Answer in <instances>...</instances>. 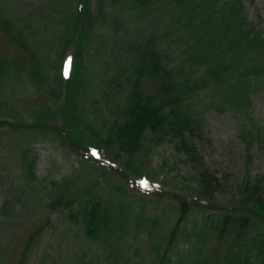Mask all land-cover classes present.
<instances>
[{"label":"rangeland","instance_id":"rangeland-1","mask_svg":"<svg viewBox=\"0 0 264 264\" xmlns=\"http://www.w3.org/2000/svg\"><path fill=\"white\" fill-rule=\"evenodd\" d=\"M243 1L249 20H260L264 29V0ZM79 4V0H0V61L6 66L0 75V121L6 120L0 122V264H17L29 234L47 220L24 264H158L179 212L177 199L168 192L197 194L198 164L189 162L171 140L159 145L148 141L137 154L120 159L104 149L92 151L107 163L99 166L49 130L52 124L67 131L66 121L70 135L79 143L77 148L86 151L88 144H96L95 137L108 132L129 90L127 82L117 88L112 80L113 74L128 65L129 59L123 57L125 42L113 43L95 21L84 33L76 66L79 81L74 83L73 78V96L64 100L74 49L69 36ZM97 4L98 0L87 2L90 23L98 15ZM251 90L249 108L227 105L209 107L203 113L202 137L194 142L203 166L221 186L205 208L191 211L179 225L173 244L167 246L166 264H194L187 250L199 242L196 233L205 226L202 216L236 202L246 172L253 177L264 175L258 144H249V137L241 133L243 124L253 123L264 131V83L259 80ZM24 149L34 158L36 180L24 175ZM108 163L119 171H112ZM127 175L147 185L143 188L148 191L146 197ZM63 182L69 183L70 197L91 189L89 199H100L106 209L122 203V216L116 213L115 217L125 223L120 230L116 228L120 243L113 255L109 256L107 245L87 238L82 226L69 220L67 213L74 209L47 207L62 192L57 184ZM154 192L159 194L156 198L151 197ZM6 199L9 205L3 211ZM148 216L157 221L146 222ZM231 242L222 239L219 248ZM215 243L213 235L198 243L196 257L211 251Z\"/></svg>","mask_w":264,"mask_h":264},{"label":"trees","instance_id":"trees-1","mask_svg":"<svg viewBox=\"0 0 264 264\" xmlns=\"http://www.w3.org/2000/svg\"><path fill=\"white\" fill-rule=\"evenodd\" d=\"M88 1L79 0L74 32L69 36L74 49L64 100L73 96L70 87L75 88L74 83L79 81L76 66L86 39L84 33L95 21L94 25L103 27L113 43L125 42L123 57L129 59L128 65L124 64L121 73L113 74L112 80L117 88H124L127 82L129 90L124 104L111 119L108 132L102 139L95 137L96 144H88L86 151L77 148L79 143L70 135L66 121L67 131L52 124L49 130L59 134L71 149L82 153L83 159L99 166L107 163L92 151L104 149L114 159H120L137 154L148 141L159 145L166 140L173 141L189 162L198 164L197 194L168 192V196L177 199L179 212L167 236L168 244L157 260L158 264H166L167 246L173 244L179 225L191 211L205 208L221 186L214 173L203 166L194 142L196 137H202L203 113L206 108L227 105L238 110L249 108L251 89L259 80L264 83L262 22L249 20L243 0H98V15L90 23ZM160 22H165L164 26ZM5 67L0 61V75ZM241 133L249 137V144L257 143L264 156L263 129L254 123L243 124ZM29 155V149L22 150L23 172L27 180H36L34 158ZM250 160L247 154V161ZM108 166L119 171L109 163ZM245 175L236 202L202 216L205 226L202 224L196 233L198 243L211 235L216 243L211 251L200 254V259L196 257L198 243H191L187 253L194 264H264V175L253 177L249 172ZM126 179L134 183L143 197L148 195L143 190L147 185L128 175ZM68 184H57L62 192H57L47 207L53 210L64 207L68 212L74 209L67 213L69 220L79 223L87 238L107 245L109 256L113 255L120 243L116 228L120 230L125 223L115 217L116 213H123L122 203L106 209L100 199H89L91 189L70 197ZM158 195L154 192L151 197ZM200 203L203 205L197 206ZM8 205L6 199L3 211ZM145 209L141 207L142 212ZM146 218V222L157 221L155 217ZM46 223L49 220L29 234L17 264H24ZM222 239L232 240L231 245L220 249Z\"/></svg>","mask_w":264,"mask_h":264}]
</instances>
